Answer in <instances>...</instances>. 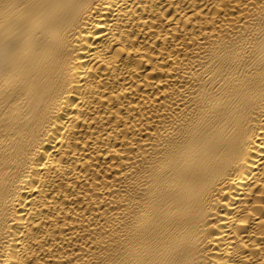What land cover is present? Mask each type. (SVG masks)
Listing matches in <instances>:
<instances>
[{
    "label": "bare ground",
    "instance_id": "obj_1",
    "mask_svg": "<svg viewBox=\"0 0 264 264\" xmlns=\"http://www.w3.org/2000/svg\"><path fill=\"white\" fill-rule=\"evenodd\" d=\"M0 264H264V0H0Z\"/></svg>",
    "mask_w": 264,
    "mask_h": 264
}]
</instances>
